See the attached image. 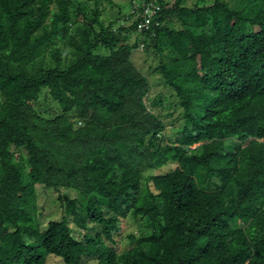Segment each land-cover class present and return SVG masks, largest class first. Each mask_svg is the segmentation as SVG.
<instances>
[{
	"label": "trees",
	"instance_id": "16d2710c",
	"mask_svg": "<svg viewBox=\"0 0 264 264\" xmlns=\"http://www.w3.org/2000/svg\"><path fill=\"white\" fill-rule=\"evenodd\" d=\"M92 1L0 0V264H264V0H156L143 43L183 120L165 144L163 98L130 63L141 18L106 26ZM35 184L60 221L38 223ZM128 216L156 229L117 252Z\"/></svg>",
	"mask_w": 264,
	"mask_h": 264
},
{
	"label": "rangeland",
	"instance_id": "374dc122",
	"mask_svg": "<svg viewBox=\"0 0 264 264\" xmlns=\"http://www.w3.org/2000/svg\"><path fill=\"white\" fill-rule=\"evenodd\" d=\"M89 7L94 8L92 0H81ZM96 4L100 5V8L103 11V21L107 26L109 23L114 22L115 27H128L136 15L133 14V11L136 12V9H139L143 0H94ZM168 6H171L173 0H165ZM230 7V9H240L244 0H224ZM195 3V0H186L185 6L192 7ZM211 0H204L201 6L209 5ZM98 7V6H97ZM133 14V18L126 21L128 15ZM121 17H124L125 23L119 21ZM163 25H168L169 27H174L171 20L169 22L165 21ZM140 34V33H139ZM137 34L131 41V44L136 41V48L131 52L130 63L134 69H136L142 76L147 80L149 87V94L152 96L161 95L163 98V108L155 109V113H161L165 120V129L163 134L165 135L164 144L168 141H172L175 138V131L179 129L182 125L183 120L181 119L180 113L181 108L175 105L176 99L174 98L173 92H171L167 87L164 86L163 79L161 74L158 72L157 68L160 66L159 62L161 56L153 49V47H146L144 43H149V39L145 40V34ZM135 40V41H134ZM144 41V43H143ZM104 53V52H102ZM168 58L167 62L168 63ZM44 67H52L53 64L48 57H45L41 61ZM165 63V64H166ZM46 92L43 91L39 96L38 102L34 105L35 113L43 117V119H52L55 116L59 115L61 108L52 101L51 98L45 96ZM169 114V115H168ZM83 121H81L80 126L83 127ZM79 125V123H77ZM78 127V126H77ZM76 129L73 128V130ZM72 134H75L72 132ZM194 148V147H193ZM24 158V157H23ZM15 161V160H14ZM18 161V160H17ZM174 168L173 164H167L164 167L152 170L146 173V177H149L152 174L162 175L169 173ZM35 217L39 224H44L49 220L60 221L63 213L60 207V202L58 201L59 192L52 189H44L43 186L35 184ZM156 227L151 225L147 220L136 219L128 216L123 219L120 225V230L115 233L113 241L115 242V249L117 252H122L130 248L129 237L135 236L139 238L141 233L145 235L149 234ZM45 264H63L61 260L56 258H48ZM84 264H96L93 261H88Z\"/></svg>",
	"mask_w": 264,
	"mask_h": 264
},
{
	"label": "built area",
	"instance_id": "2783aa9c",
	"mask_svg": "<svg viewBox=\"0 0 264 264\" xmlns=\"http://www.w3.org/2000/svg\"><path fill=\"white\" fill-rule=\"evenodd\" d=\"M135 13V19L141 18V20L136 23V31L138 33H152L155 27L160 26V6L156 3V0L142 1L139 9L133 12V14Z\"/></svg>",
	"mask_w": 264,
	"mask_h": 264
}]
</instances>
